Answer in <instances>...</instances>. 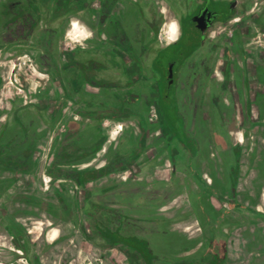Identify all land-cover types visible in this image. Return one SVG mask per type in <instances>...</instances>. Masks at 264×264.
I'll use <instances>...</instances> for the list:
<instances>
[{"label": "flooded vegetation", "instance_id": "flooded-vegetation-1", "mask_svg": "<svg viewBox=\"0 0 264 264\" xmlns=\"http://www.w3.org/2000/svg\"><path fill=\"white\" fill-rule=\"evenodd\" d=\"M263 2L6 0L0 51L15 46L11 56L26 57L49 84L57 86L53 93L57 104L51 112L44 90L35 94V101L44 103L28 108H34L38 121L45 125L61 119L65 108L71 113L46 171L44 189L55 200L32 198L27 202L47 210L53 218L64 216L78 224L84 237L98 248H118L128 257V264L227 263L224 233L204 226L219 219L208 200L220 201V173L215 180H206L207 173L200 169V145L186 126H195L190 117L198 107L201 119L216 121L224 137L237 134L235 129L245 124L262 123L257 119L264 115V92L253 96L246 49L251 36L243 25L251 21L253 7ZM72 21L85 26L92 36L68 45L66 33ZM172 21L179 24L175 42L162 31ZM22 48L30 49L29 54ZM258 77L264 86V72L260 70ZM23 110L15 108L12 116L19 132L9 136L7 122L0 131V164L16 172L31 168L32 136L37 134L30 130L36 127L35 117L24 123L18 115ZM85 125L94 126L97 136L88 145L78 146L75 142ZM107 127L117 129L112 140L113 131ZM151 143L157 152L144 158ZM16 148L15 153H4ZM238 148L241 155L239 145L228 150L233 161L223 171L230 195L235 193L239 176ZM81 162L84 167H79ZM165 166L167 179L154 177L155 169ZM125 172L133 178L128 184L125 180L108 183ZM179 177L185 178L181 179L186 181L184 188L177 182ZM59 181L67 184L56 186ZM189 183L197 191H191ZM183 194L191 209L196 205L212 214L204 222L195 218L204 247L199 255L191 247L194 240L155 229L157 223L185 219L180 212L179 217L159 216L164 204ZM157 236L164 237V250L156 248L161 246H156ZM18 246L25 250L23 244Z\"/></svg>", "mask_w": 264, "mask_h": 264}, {"label": "rangeland", "instance_id": "rangeland-1", "mask_svg": "<svg viewBox=\"0 0 264 264\" xmlns=\"http://www.w3.org/2000/svg\"><path fill=\"white\" fill-rule=\"evenodd\" d=\"M5 3L6 0H0V26L4 21L1 15ZM251 16V21L243 26H248L251 36L246 49L254 96L260 90L264 92V86L257 81L260 70L264 72V29H262L264 2L257 3L253 7ZM73 41L69 37L67 44L71 45ZM1 45L3 44L0 42V47ZM7 49L8 47L0 51V131L7 122L9 126L11 125L9 136L19 132V126L13 123L12 116L15 108L24 107L18 115L24 123L31 120V117H35L36 127L30 130L40 135L38 138L37 134L36 137L32 136L35 141L31 149L32 163L29 170L11 171L0 164V264H128V257L118 248L103 250L98 248L95 242H90L84 237L78 224L64 216L53 218L47 210L27 202L32 198L55 200L53 193L44 189L48 181L46 171L50 168L56 145L62 141L64 125L67 118L71 117V113L65 108L61 119L47 125L41 124L35 115L34 108H28V106H41L44 102L35 101V94L39 90H44L48 92L45 104H48L51 112V108L57 104L53 97V93L57 92V86L51 82L49 84L45 74L40 75L35 64L28 61L26 57L18 60L14 57L15 55L11 56L10 54H14L17 50L15 46L8 52ZM22 50L23 53L29 54L30 49L22 48ZM200 113L202 112L199 107L197 112L193 108L194 115L190 117V120L196 123L195 126L188 123L186 131L195 137L200 145V169L207 173L206 180L209 178L215 180V176L220 173L221 181L220 189H218L220 201L208 200L212 203L215 215L219 219L214 225L204 226L214 227L216 231L224 233V242L227 243L228 248V261L225 264H264V115L261 119L259 117L257 119L258 122L262 120L259 126L245 124L235 129L238 131L237 134L232 133L224 137L219 124L207 117L201 119ZM257 113L254 106L253 117H256ZM106 129L113 131L110 134L112 140L116 136L117 129L112 127ZM150 131L152 133L154 130ZM96 136V128L85 125L80 127V134L75 143L84 147ZM235 144L241 148L239 176L235 193L230 195L227 194L228 184L225 182L223 171L227 164L233 161L231 156H228V150L230 151ZM16 150L17 148L4 153H15ZM156 152L157 148L152 143L148 144L143 157H151ZM84 166V162L79 164V167ZM129 174L122 173L108 183L125 180L123 182L128 184L133 180ZM153 174L154 177L165 180L168 175L167 167L155 169ZM182 178L185 179L179 177L177 182H181L184 188L186 181H181ZM61 184L67 183L59 181L55 185ZM222 185H226V188ZM188 188L193 192L197 191L191 183L188 184ZM176 198L178 196L164 204L159 216L179 217L180 212L185 213V219L178 222L172 219L171 224L157 223L156 232L173 231L194 240V246L191 247L194 248L196 255H199L204 247L201 245L199 225L195 218H200L204 222L206 216L208 220L212 219V214L210 211L207 213L205 210L202 211L196 205L191 209L185 194ZM252 210H257V215L250 214L249 211ZM251 217L252 220H250ZM85 227L88 226L85 225ZM156 239L159 240L156 241V246L161 245L156 248L164 250L162 246L164 237L157 236ZM18 244H23L25 250Z\"/></svg>", "mask_w": 264, "mask_h": 264}, {"label": "clouds", "instance_id": "clouds-1", "mask_svg": "<svg viewBox=\"0 0 264 264\" xmlns=\"http://www.w3.org/2000/svg\"><path fill=\"white\" fill-rule=\"evenodd\" d=\"M162 31H166L168 34V40L175 42L179 39L180 31L179 24L176 21H172L169 24L162 26ZM66 36L70 37L77 42L87 40L92 36V32L89 31L85 26L79 24L78 21L71 22V30L66 33Z\"/></svg>", "mask_w": 264, "mask_h": 264}, {"label": "trees", "instance_id": "trees-1", "mask_svg": "<svg viewBox=\"0 0 264 264\" xmlns=\"http://www.w3.org/2000/svg\"><path fill=\"white\" fill-rule=\"evenodd\" d=\"M235 161L236 165L239 167V162H240V149H237V152L235 153Z\"/></svg>", "mask_w": 264, "mask_h": 264}, {"label": "water", "instance_id": "water-1", "mask_svg": "<svg viewBox=\"0 0 264 264\" xmlns=\"http://www.w3.org/2000/svg\"><path fill=\"white\" fill-rule=\"evenodd\" d=\"M116 245L112 246V247H115Z\"/></svg>", "mask_w": 264, "mask_h": 264}, {"label": "crops", "instance_id": "crops-1", "mask_svg": "<svg viewBox=\"0 0 264 264\" xmlns=\"http://www.w3.org/2000/svg\"><path fill=\"white\" fill-rule=\"evenodd\" d=\"M241 143V141H239Z\"/></svg>", "mask_w": 264, "mask_h": 264}]
</instances>
